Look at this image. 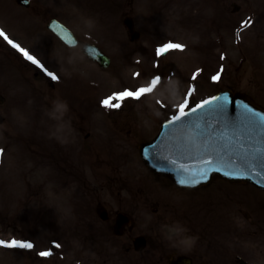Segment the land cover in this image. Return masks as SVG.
Masks as SVG:
<instances>
[{"label":"rangeland","instance_id":"rangeland-1","mask_svg":"<svg viewBox=\"0 0 264 264\" xmlns=\"http://www.w3.org/2000/svg\"><path fill=\"white\" fill-rule=\"evenodd\" d=\"M231 1L233 0H62L63 10L58 12V16L67 21L70 15L74 16L70 19L75 25L77 24L76 27L80 32L75 28L72 29L80 33L85 40L99 45L111 56L112 61L108 69H102L96 63L90 62L81 54L80 49H66L60 46V43L54 49L52 47L54 41L49 37L48 47L53 50L46 59L42 40H37L40 49H36L30 42H24L30 37L18 30L19 33L15 35L24 42L21 46L40 60L45 66L44 69L32 63L26 65L14 52L13 54L10 51L11 47L7 45L6 48L0 50V63L9 62L18 69L16 76L0 73V94L5 96V106L11 109L10 112L14 110L13 113H7L8 116L4 114L5 122L0 125V149L3 150L0 153V159L3 157L2 165H4L0 168L2 174H0V179L2 176L0 187L3 191L2 196L13 194L17 187L18 191H15L12 196L13 204L23 205L27 198H31L29 207L33 209L28 217L15 215L6 220L1 218L4 220L3 228L5 229H1L4 234L0 235L4 237L13 235L16 239H21V242L33 244L31 249L23 248L24 252L20 258L22 261L29 260L30 256H36V253L47 252L51 249V257L47 260L50 264H70L77 256L80 257L79 261L82 264H140L141 261L150 262L160 254L155 242V233L157 234L158 231H156L155 224L157 215L152 212L154 204L149 205L148 208L142 206L148 198L152 203L157 202L158 196L153 190L161 191V186L164 187L165 184L158 185L154 178L146 173H140L139 167L135 166L133 170H130V175L127 174L130 178L129 183L124 184L125 170L121 168L126 162L128 165L130 162L138 165L134 161L136 158L134 152L139 136L143 135L145 128L148 129L150 135L162 118L178 113L179 105L184 102L186 94L193 86L195 90L194 94L189 97L190 106L224 86L248 90L264 103V53L261 45L258 44L260 42L256 43L259 38L255 34L254 41L252 32L255 26L261 25L259 21H264V8L262 7L264 0H236L246 6V9L241 10L238 15L231 12ZM0 8L6 7L0 6ZM1 9L0 15L7 22L17 24L19 30L24 25L29 27L28 30L31 29L28 23L34 20L25 16L22 10L5 11ZM52 9L54 10L53 0H44L38 16L53 11ZM219 9L223 11L227 9L226 19L222 24L215 18ZM126 16L133 18L135 25H139L140 30H136L141 34L139 39L129 38L122 22ZM196 16L199 17L195 22L189 19ZM245 16L250 17L251 23L246 28L238 30L239 21L241 20L243 24ZM205 17L208 18V22ZM235 19L238 22L236 26L233 22ZM204 20L206 22H203ZM178 28L180 29L179 34H173V31L177 32ZM209 29L210 33L205 36ZM164 36L165 38H160ZM166 38H169L167 43H179L186 47L184 50H172L165 59H159L157 68L153 67L152 76L157 73V76L162 77L163 82L152 93L145 94L139 100L134 98H126L123 101L113 100L112 103H119L121 107H105L102 101L114 93L126 89L135 91L139 87L150 86L152 80L149 81L150 73L144 72L138 79L132 78L131 84H125L130 80L126 74L131 75L133 70L140 67V64L135 67L134 60L136 59L145 60L148 66H155L150 61L157 59L156 51L164 45ZM250 44H255V53L251 52L252 45ZM20 54L23 56L22 53ZM221 56L224 58L221 59ZM128 60L132 62L130 66ZM174 61L177 62L178 67L173 64ZM194 68L191 74L190 71ZM45 69L59 77L56 79L55 89L43 82L44 78L41 73ZM198 70L200 71L197 78L193 80V74ZM35 72H39L42 79L39 74L35 77ZM217 72H220L221 79L218 81L211 79V82L210 78ZM61 73H64L66 77ZM189 74L191 83L188 84ZM136 85L139 86L135 87ZM61 103L67 105V110L64 112L57 111V105ZM17 105L19 110L16 109ZM27 105L31 107L30 110H27ZM85 117L90 120L88 123ZM59 118L65 122L60 123ZM92 118L100 119L103 124H97L98 119L96 121L93 119L92 122ZM28 121L34 122L33 128ZM28 124L27 131H23L22 128L24 129ZM50 125H54V128L48 129ZM63 127H66L64 129L68 134L60 132ZM79 127L81 128L78 129ZM88 131L92 133L93 139L98 140L97 153L101 159L105 157L106 163L99 171L87 169V177L92 180L98 179L99 184L103 179L114 182L110 185V189L112 191L113 188L115 192L112 193V197L107 198L109 201L106 203L107 208L115 210L122 207L136 223L134 233L140 231L153 238L150 239L151 245L141 253H134L130 247L126 249L131 243L128 234L117 240L112 239L113 242L100 243L95 235L103 234L104 237L105 230L102 227L99 228V225L92 227L90 220L78 228V232L83 228L87 231L83 232L84 239L77 238L75 236L76 219L67 218L66 215L68 211L72 212L75 205L79 209V202L67 209L66 214H63L61 205L54 207L64 196L60 195L63 183L72 182L65 188L71 193L77 185L74 181L80 171L76 165L79 163L75 159V149L81 147V142L78 143V140L82 135L85 137ZM64 135L67 136V141L72 138L73 146H65L66 150L59 152L64 148L59 147V138ZM51 144L56 145V148H53L54 165L49 167L42 157V152L46 151L45 148L50 149ZM28 153H30L28 157H25ZM64 162H68L67 171L73 174V178L66 175L67 171H63ZM81 164L80 160L79 165ZM144 183L146 187L140 194L137 184ZM131 190L134 197L129 195ZM74 192L77 193L78 190ZM212 192L221 194L218 190ZM160 193L164 194L162 191ZM119 195L121 198L118 197ZM255 199L263 208L264 195L255 193ZM196 201L195 205H198L201 200ZM51 202L53 208L49 211L46 204ZM133 204H137L138 207L135 208ZM223 207L225 205L221 202L218 212L225 218ZM55 208L58 209V213ZM250 208L254 214L255 209ZM92 210L93 208L90 207L87 211L93 214ZM210 211H213V208L208 211L206 209L192 210L194 216L191 217V221H184L182 225L184 224L186 228L193 226V234L206 233L212 241L216 242L217 254H210L213 262L214 259L218 262L227 259L222 263L229 261L227 264H236L232 263L230 257L232 253L240 250L241 252H238L244 256H247V252H251V255L248 254L250 263L264 264V209L261 215L259 211H255L258 214L254 215L255 220L246 219L245 212H240L238 220L243 221L242 232H239L240 230L237 232L231 227L219 226L215 210L209 213ZM20 212L24 214L28 211L21 210ZM158 214L160 221L162 218L170 217L169 211L165 209ZM140 217L151 224L140 223ZM12 218H15L14 222H11ZM33 218L34 226H30ZM251 220L255 222V225H247ZM22 222L25 224H21ZM137 226H144V231L139 230ZM108 229L110 228L106 231ZM86 238H89V242ZM224 239L227 245L221 247ZM197 244L202 251L209 250L205 242ZM62 252L68 253L67 258L60 259Z\"/></svg>","mask_w":264,"mask_h":264},{"label":"snow or ice","instance_id":"snow-or-ice-1","mask_svg":"<svg viewBox=\"0 0 264 264\" xmlns=\"http://www.w3.org/2000/svg\"><path fill=\"white\" fill-rule=\"evenodd\" d=\"M251 21H247L245 23H250ZM243 26V25H242ZM0 37H2L9 45H11L14 49L18 50L24 58L30 61L32 64L36 65L38 68L44 69L43 63L38 60L35 56L31 55L29 50L23 48L21 45L13 41L8 37V35L0 29ZM186 46L169 42L164 44L163 46L157 49V56H161L163 54H167L170 50H184ZM224 57L221 56V59ZM47 75L53 80L58 79L59 77L51 72H47ZM197 73L193 74L192 79L195 80L197 78ZM221 71L223 68L221 67ZM135 76H139V73L134 74ZM213 81H218L221 79L220 72H217L215 75L211 77ZM162 77L156 76L150 82V86H142L136 89L135 91L126 89L119 93H114L112 96L104 99L102 104L105 107L111 108H120L121 105L119 103H112L113 100L123 101L126 98H134L139 100L145 94L152 93L153 90L161 84ZM194 86L189 89L188 93L184 98V102L181 103L178 107V115H174L171 120L168 121L169 133L171 135L179 131L181 133V137L183 138L186 134L189 139L192 140L193 143L199 142L202 145V150L208 152L210 154L215 153L219 157H223L228 154L231 150L234 153L239 152L244 156L246 162L251 165L254 160H262L264 161V147L256 150L250 149L249 145L243 142L244 137L243 133L230 132L228 130V126L225 125L224 128L220 127V122L227 116L229 97L227 95L223 97H212L211 100L205 99L200 103H197L194 107L189 104V97L194 94ZM215 101V103H213ZM210 105L207 110H205V106ZM245 109V112L241 113V125L243 129L252 130L255 128H260L264 131V123H261L255 115L252 114V109L248 108L247 105H242ZM187 109V111H186ZM219 118L216 120L215 126L212 123V119ZM239 137H243L240 139ZM179 147H183L181 144ZM3 150L0 149V153ZM250 170V167H249ZM204 170H202L203 172ZM211 171V169H209ZM207 175H202V179H207ZM181 184L189 183L186 179H181L179 181ZM192 184L199 183L197 180H192ZM0 245H4L8 248H33L32 243H25L16 240H12L10 242H5L0 240ZM40 256H48L49 252H40Z\"/></svg>","mask_w":264,"mask_h":264},{"label":"water","instance_id":"water-1","mask_svg":"<svg viewBox=\"0 0 264 264\" xmlns=\"http://www.w3.org/2000/svg\"><path fill=\"white\" fill-rule=\"evenodd\" d=\"M85 50L91 56L97 57L101 64L106 65V60L103 59V55L86 47ZM227 95L229 97L227 116L220 122V127L224 128L228 126L230 132L243 133V142L249 145L253 151L264 147V131L260 128L252 130H246L241 125V113L245 112L242 105H247L248 108L252 109V114L255 115L261 123H264V109L256 105L248 96L245 94H232L229 91H223L216 97H223ZM211 100V99H210ZM215 103V101L213 102ZM210 105L205 106L207 110ZM219 118L212 119V123L215 126L216 120ZM243 137H239L243 139ZM161 142L159 143V145ZM183 144V147H179ZM164 149H169L175 156L171 160L173 166L170 164L164 168H160L159 171L167 173L172 176L177 183L181 179L189 181L187 184L192 185V180H197L201 183L210 181L217 175L224 176L230 181L237 180H251L258 186L264 188V161L254 160L249 165L244 156L239 152L229 151L227 155L223 157L217 156L215 153H208L202 150V145L199 142L193 143L191 139L185 134L181 137V133H176L172 136H167L166 144L163 145ZM147 153L153 156L146 149ZM146 154L147 160L150 162V158ZM250 167V170H249ZM211 169V171H209ZM202 170H204L202 172ZM206 174L207 179H202V175Z\"/></svg>","mask_w":264,"mask_h":264},{"label":"flooded vegetation","instance_id":"flooded-vegetation-1","mask_svg":"<svg viewBox=\"0 0 264 264\" xmlns=\"http://www.w3.org/2000/svg\"><path fill=\"white\" fill-rule=\"evenodd\" d=\"M86 185V192L93 197V200L96 204V211L98 212L97 215L99 218L103 221V224L105 227L109 228H114L115 225H117L120 222H123L124 219L119 220V214L120 213H126L122 209V207H118L115 210H109L107 208L106 203H109L108 197H112V193L114 194V189L112 188V191L110 189V185L114 184L112 180H109L107 183L103 182L101 186H96L93 184H90L89 181H84ZM127 182L124 181V184ZM121 188V187H119ZM107 189H109L107 191ZM130 197H132L131 193H129ZM121 198V196H118ZM163 221V230L165 234L169 236L175 237V234L177 235V239L179 238V233H180V227L176 226H171V224L174 223L173 218H162ZM132 222V221H131ZM133 226L131 223L128 225H125L122 227L121 233L119 237H123L127 230H132L130 227ZM186 230V229H185ZM170 231H174L170 233ZM129 235V234H128ZM184 235H187V230L184 232ZM130 237V235H129ZM160 237V235H157V238ZM165 235L161 234V238L158 239V245L162 251H164L165 248H169L173 251L174 258H177L179 256H189L191 258V264H211V262L206 258L207 253L199 250L195 245L192 246L190 249H184L181 247L174 246L172 241H168V238L165 240ZM198 239L202 241L204 238L202 236H199ZM171 257H169L170 259ZM168 259V262H169ZM158 264H165L162 261H158Z\"/></svg>","mask_w":264,"mask_h":264},{"label":"clouds","instance_id":"clouds-1","mask_svg":"<svg viewBox=\"0 0 264 264\" xmlns=\"http://www.w3.org/2000/svg\"><path fill=\"white\" fill-rule=\"evenodd\" d=\"M67 110V105L66 104H59L57 105V111L64 112ZM186 230L182 227L180 229L179 238L177 239V235L175 234V237L169 236L168 239L172 241L174 246L181 247L184 249H190L192 246H194L196 242V237H190V236H185L184 232Z\"/></svg>","mask_w":264,"mask_h":264}]
</instances>
